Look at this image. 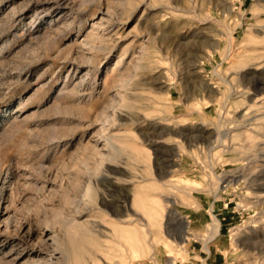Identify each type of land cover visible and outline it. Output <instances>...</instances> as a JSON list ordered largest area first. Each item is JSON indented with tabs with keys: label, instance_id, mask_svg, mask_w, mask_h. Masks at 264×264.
I'll return each instance as SVG.
<instances>
[{
	"label": "rangeland",
	"instance_id": "1",
	"mask_svg": "<svg viewBox=\"0 0 264 264\" xmlns=\"http://www.w3.org/2000/svg\"><path fill=\"white\" fill-rule=\"evenodd\" d=\"M240 131L264 140V0H0V264H264Z\"/></svg>",
	"mask_w": 264,
	"mask_h": 264
},
{
	"label": "bare ground",
	"instance_id": "2",
	"mask_svg": "<svg viewBox=\"0 0 264 264\" xmlns=\"http://www.w3.org/2000/svg\"><path fill=\"white\" fill-rule=\"evenodd\" d=\"M228 11L230 12V13H232L233 12V8H229L228 9ZM195 32V31H194ZM170 33H172V32H170ZM182 36H183V33H182ZM173 39H174V37H173ZM179 41V40H178ZM177 41V42H178ZM202 44V43H201ZM203 48V47H202ZM228 56H230V54H228ZM207 75V74H206ZM224 80H225V82H229V80H228V77H224ZM258 82V81H257ZM230 83V82H229ZM262 85V84H261ZM257 87V86H256ZM210 89V88H209ZM236 89V88H235ZM255 89V88H254ZM212 90V89H211ZM233 96V95H232ZM232 96H231V94H228V95H226L225 96V98H224V103H225V105L228 103V101L232 98ZM259 99V98H258ZM256 106H258V105H256ZM259 107V106H258ZM256 109V108H255ZM227 114V113H226ZM238 115V114H237ZM255 117V116H254ZM226 118H227V116H226ZM223 125V124H222ZM231 127L229 126H227V128H225V129H222V130H220V131H218V133H219V137H220V140H221V142H222V144H223V146L224 147H227V148H229L230 147V144L229 143H227V142H225L226 141V139L229 137V135H230V133H231ZM213 133V132H212ZM238 136L239 137H241L242 139H244L245 140V143L243 144L244 145V148L246 149V150H248V151H255V150H261V149H264V146L262 145V144H264V140H262V142H258L256 139L258 138V135H256V134H253L252 132H250V131H240L239 133H238ZM218 138V137H217ZM232 143V142H231ZM207 145V144H206ZM220 146V145H219ZM232 146V145H231ZM207 149V148H206ZM208 150V149H207ZM206 150V151H207ZM254 155H252V157H253ZM252 160V159H251ZM256 160V159H255ZM253 162V161H252ZM240 164V163H239ZM245 164V163H244ZM243 164V165H244ZM209 165V164H208ZM242 165V166H243ZM257 166V165H256ZM248 167V166H247ZM236 168V167H235ZM234 168V169H235ZM249 170H251L252 168H253V164H251L249 167ZM215 170V169H214ZM237 170V169H236ZM212 172V171H211ZM232 173V172H231ZM251 173V172H250ZM243 173H237V174H225V175H223V176H221L220 178H219V186H218V188H217V191H216V196H218V191H220V190H223V189H225L226 187H228L232 182H238L239 180H241V175H242ZM252 175V174H251ZM253 176V175H252ZM262 176V175H261ZM245 178V177H244ZM258 179H261V178H258ZM261 180H263V179H261ZM260 181V180H259ZM197 185V184H196ZM217 185V184H216ZM248 185V184H247ZM263 185V184H262ZM253 186H254V184H253ZM257 186H259V188H260V186L261 185H257ZM198 187V186H197ZM217 187V186H216ZM263 187V186H262ZM262 190V189H261ZM252 191V190H251ZM247 195V194H246ZM242 196V195H241ZM254 197V196H253ZM255 197H257L258 199H262L263 197H264V192H260V193H255ZM169 199V198H168ZM251 204V203H250ZM262 212V211H261ZM149 215H151V211H149V213H148ZM175 216V218L177 219V221H182L183 222V217L182 216H180L179 214H178V212H176V214L174 215ZM263 217V216H262ZM260 218V217H259ZM189 221V220H188ZM185 222V221H184ZM184 225V224H183ZM187 226V225H186ZM261 227V226H260ZM189 233V232H188ZM237 232H233V234H232V238H233V240L234 239H236V237H237ZM250 237V236H249ZM249 237H248V239H249ZM189 238V236L188 235H185V240L186 239H188ZM255 239V238H254ZM256 240H257V238H256ZM260 240V239H259ZM258 240V241H259ZM255 241V240H254ZM263 241V240H262ZM256 242V241H255ZM255 242H253V244L255 243ZM258 243H261L260 241L259 242H257V245H258ZM152 244V243H151ZM253 244H252V246H253ZM153 246V245H152ZM263 245H261V247H262ZM54 250V249H53ZM181 252V251H180ZM259 253H264V246L260 249V251H259ZM52 254V253H51ZM169 255V254H168ZM170 255H172V254H170ZM55 257V256H54ZM46 259V258H45ZM58 260V259H57ZM48 261V260H47ZM51 261V260H50ZM175 261H177V257H175V256H173V258H172V260H171V263L172 264H174L175 263ZM184 261V260H183ZM57 263V262H56ZM37 264V263H36ZM48 264V263H47Z\"/></svg>",
	"mask_w": 264,
	"mask_h": 264
},
{
	"label": "crops",
	"instance_id": "3",
	"mask_svg": "<svg viewBox=\"0 0 264 264\" xmlns=\"http://www.w3.org/2000/svg\"><path fill=\"white\" fill-rule=\"evenodd\" d=\"M191 216V215H190ZM193 222V221H192ZM217 238H212V239H209L207 242H206V244H208V243H211V242H214L213 244H215L216 245V247H217V249H216V253L218 252V251H222L221 250V247H220V243L218 242L219 240H220V237L219 236H216ZM219 237V238H218ZM204 244V243H203ZM208 252H207V258H209L210 256H212V251L210 250V249H208L207 250ZM201 264H203V263H201ZM206 264H208V262H206Z\"/></svg>",
	"mask_w": 264,
	"mask_h": 264
}]
</instances>
